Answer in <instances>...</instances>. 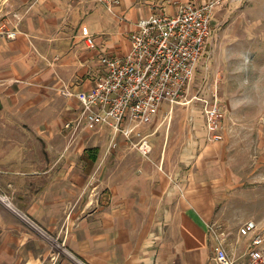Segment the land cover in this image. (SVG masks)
Segmentation results:
<instances>
[{
  "label": "crops",
  "instance_id": "1",
  "mask_svg": "<svg viewBox=\"0 0 264 264\" xmlns=\"http://www.w3.org/2000/svg\"><path fill=\"white\" fill-rule=\"evenodd\" d=\"M20 1L15 38L0 40V83L24 100L19 123L0 127L17 134L0 143L11 148L0 151V264H211L207 225L222 181L203 104L164 105L140 127L152 145L145 158L119 134L111 148L107 127L75 129L81 106L66 95L94 86L102 56L129 53L150 10L121 0L111 9L98 0Z\"/></svg>",
  "mask_w": 264,
  "mask_h": 264
},
{
  "label": "rangeland",
  "instance_id": "2",
  "mask_svg": "<svg viewBox=\"0 0 264 264\" xmlns=\"http://www.w3.org/2000/svg\"><path fill=\"white\" fill-rule=\"evenodd\" d=\"M125 1L143 11L152 7L176 11L183 3L200 5L202 0H121ZM20 2L0 0V40L5 36L6 43L13 39L7 32L18 31L25 14V5ZM18 93L11 85L0 83V127L19 123L17 112L24 100ZM189 93L208 100L216 96L223 113L222 139L208 141L212 157L217 159L213 175L222 181L216 222L212 224L221 226L228 234L227 244L236 246L242 254L254 236L264 234V0L220 1ZM194 102L189 107L203 103ZM173 107L183 111L188 108ZM16 135L0 131V143L3 139L16 140ZM10 154L7 159L12 158ZM249 221L255 223V232L247 229ZM253 251L264 258V242Z\"/></svg>",
  "mask_w": 264,
  "mask_h": 264
},
{
  "label": "built area",
  "instance_id": "3",
  "mask_svg": "<svg viewBox=\"0 0 264 264\" xmlns=\"http://www.w3.org/2000/svg\"><path fill=\"white\" fill-rule=\"evenodd\" d=\"M109 9L119 0H98ZM221 0H207L203 4L183 3L174 13L164 7H152L150 15L141 19L130 34L131 50L125 56L105 55L100 58L102 76L89 91L75 94L81 106L77 129L81 124L107 127L112 131L111 148L116 146L119 134L143 157L152 152L149 135L140 127L153 122L159 110L168 105H189L203 102L205 137L219 142L221 111L218 98L211 100L190 96V86L199 61L204 54L211 31V21ZM85 44L93 45L87 27L81 28ZM17 29L7 32L15 38ZM65 94V93H64ZM257 230L253 221L246 224ZM209 239L214 243L211 264H264L258 252L253 251L264 242V234L254 236L240 254L236 246L227 244L228 234L221 226L207 225Z\"/></svg>",
  "mask_w": 264,
  "mask_h": 264
},
{
  "label": "trees",
  "instance_id": "4",
  "mask_svg": "<svg viewBox=\"0 0 264 264\" xmlns=\"http://www.w3.org/2000/svg\"><path fill=\"white\" fill-rule=\"evenodd\" d=\"M0 108H1V103H0Z\"/></svg>",
  "mask_w": 264,
  "mask_h": 264
},
{
  "label": "bare ground",
  "instance_id": "5",
  "mask_svg": "<svg viewBox=\"0 0 264 264\" xmlns=\"http://www.w3.org/2000/svg\"><path fill=\"white\" fill-rule=\"evenodd\" d=\"M4 198V197H3ZM7 200V199H6ZM5 201V200H4Z\"/></svg>",
  "mask_w": 264,
  "mask_h": 264
}]
</instances>
